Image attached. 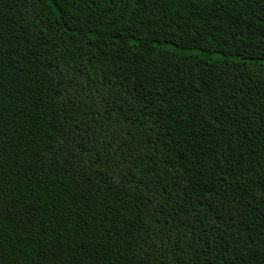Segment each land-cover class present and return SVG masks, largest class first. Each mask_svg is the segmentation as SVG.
Segmentation results:
<instances>
[{
  "label": "trees",
  "instance_id": "1",
  "mask_svg": "<svg viewBox=\"0 0 264 264\" xmlns=\"http://www.w3.org/2000/svg\"><path fill=\"white\" fill-rule=\"evenodd\" d=\"M0 264H264V0H0Z\"/></svg>",
  "mask_w": 264,
  "mask_h": 264
}]
</instances>
